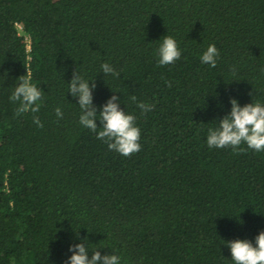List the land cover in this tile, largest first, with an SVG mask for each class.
<instances>
[{
	"label": "trees",
	"instance_id": "trees-1",
	"mask_svg": "<svg viewBox=\"0 0 264 264\" xmlns=\"http://www.w3.org/2000/svg\"><path fill=\"white\" fill-rule=\"evenodd\" d=\"M166 35L182 55L160 66ZM77 70L98 112L116 95L136 116L139 152L80 124ZM27 72L41 107L17 116ZM232 99L264 105V0H0V264H65L82 242L121 264H235L227 241L264 231V151L208 146Z\"/></svg>",
	"mask_w": 264,
	"mask_h": 264
},
{
	"label": "clouds",
	"instance_id": "clouds-1",
	"mask_svg": "<svg viewBox=\"0 0 264 264\" xmlns=\"http://www.w3.org/2000/svg\"><path fill=\"white\" fill-rule=\"evenodd\" d=\"M156 54L160 66L172 64L182 55L177 41L169 35L162 38V43ZM219 55L217 46L211 44L202 54L201 61L215 68ZM101 69L105 75H120L109 63L102 64ZM19 81V85L10 97L13 103H18L16 115L20 116L28 112L38 113L41 107L39 101L42 100V91L31 82L28 72L27 75L19 77ZM95 87L96 84L92 82L90 86V82L85 80L78 70L74 72L68 92L73 97H78V105L81 109L80 124L96 133L97 138L104 141L110 151L114 150L125 157L139 152L141 130L136 126V116L128 114L120 108L119 97L116 95H113L98 112L93 105V89ZM132 100L135 102L136 97L132 96ZM231 104L230 114L219 120L218 127L208 130V146L239 149L241 144H246L248 148L257 152L264 151V105L254 101L242 107L236 99H232ZM137 106L145 114L152 111L154 107L143 102ZM55 112L58 118H63L64 114L60 107H57ZM98 120L102 124L99 131H97ZM33 122L37 127H43V123L36 115H33ZM227 242L235 264H264V231L256 237L255 246L247 239ZM69 251L73 254L65 264H121L119 254L102 256L98 249L92 251L93 254L89 257V251L84 242L74 244ZM114 252L116 251L114 250Z\"/></svg>",
	"mask_w": 264,
	"mask_h": 264
}]
</instances>
